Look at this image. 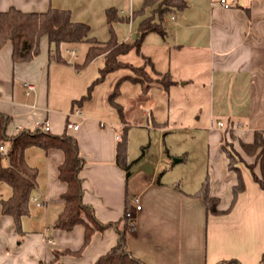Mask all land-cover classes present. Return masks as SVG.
<instances>
[{
	"label": "crops",
	"instance_id": "obj_1",
	"mask_svg": "<svg viewBox=\"0 0 264 264\" xmlns=\"http://www.w3.org/2000/svg\"><path fill=\"white\" fill-rule=\"evenodd\" d=\"M184 1L183 11L164 17L163 36L147 33L139 53L132 49L117 58L133 67H141L147 59L145 67L151 76L168 73L176 81L167 90L153 81L144 94L142 85L132 81V71L120 68L95 84L88 99L80 100L104 66L103 55L83 65L87 43L61 44L62 61L56 60L46 37L40 39L38 56L28 62H13L10 44L0 50V113L10 118L7 134L15 126L32 131L36 122L48 121L49 132L60 136L68 121L77 125L76 130L67 127L66 133L76 140L84 162L79 175L82 202L91 207L95 220L111 223L95 230L76 254L84 242L83 225L69 231L52 226L62 209L59 195L65 190L57 179L62 154L30 147L24 158L37 170L36 188L19 229L0 209V264H48L54 259L60 264H93L116 244L114 224L121 225L124 211L136 196L140 210H132L133 226L127 225L125 233L126 248L134 258L145 264H215L228 259L258 264L264 251V190L246 168L254 157L245 154L240 144L252 142L255 131H264V0H224L228 8L220 0ZM142 3L0 0V11L9 7L23 12H43L49 7L68 10L73 22L87 24L90 36L105 43L109 39L105 9L114 7L119 15L129 17ZM150 11L128 23H115L116 42L134 40L140 20ZM24 82L34 83L36 92L25 95ZM76 109L78 117L72 116ZM125 128L128 177L115 158ZM131 131L162 136V141L169 133L197 136L199 140L193 142L200 148L196 163L190 164L183 152L182 156L168 154L173 161L163 162L171 164L169 171H162V155L130 156ZM224 141L240 157L237 167L244 184L232 207L237 180L227 169ZM2 163L6 165L5 160ZM254 172L259 174L258 167ZM206 175L209 194L218 199L221 214L208 213L202 200L192 196ZM10 196V187L0 182V201Z\"/></svg>",
	"mask_w": 264,
	"mask_h": 264
},
{
	"label": "trees",
	"instance_id": "obj_2",
	"mask_svg": "<svg viewBox=\"0 0 264 264\" xmlns=\"http://www.w3.org/2000/svg\"><path fill=\"white\" fill-rule=\"evenodd\" d=\"M148 8L151 11L148 16L140 20L136 38L128 43H117L113 25L121 22L128 23L130 20L141 17ZM185 8L184 0H143L142 6L138 10H134L129 17L119 15L114 7L106 8L104 15L109 39L105 43H100L90 36V27L87 24L71 20L68 10L49 7L43 12H23L15 7H9L5 11H0V50L6 44H10L12 61L28 62L38 56L40 39L46 37L48 45L53 47L56 52V60L62 61L59 57L61 44L87 43L88 49L83 65L103 55L104 66L99 70V76L88 87L86 95L80 99L86 100L90 97L93 86L102 81L108 73L120 68L142 71L149 63L147 59L141 67H133L118 61V56L126 54L132 49L139 53L140 41L147 33L154 32L163 36L165 33L162 25L164 17L183 11ZM132 81L139 82L142 85V93H147L151 82H140L136 79H132ZM155 82L164 90L176 83L168 73L159 75ZM111 99L112 97H110ZM116 108L118 109V107ZM9 122L10 118L0 113V145H7L6 155L0 154V182L8 185L11 189V196L0 201L1 214L10 216L17 229H19L20 219L28 215L30 197L36 188L37 170L27 165L24 158L25 150L30 147H37L45 152L51 149L59 150L62 154V161L57 166V179L65 185V190L59 195L62 209L52 226L55 229L69 231L76 225H83L84 242L80 250L76 252V254H80L89 243L93 232L101 231L111 226V223L102 224L95 220L91 207L82 202V180L79 175L84 162L80 157L76 140L66 133L69 121L65 124V130L60 136L39 129L32 131L23 129L20 133L11 136L6 131ZM228 134L232 139L230 131ZM240 147L245 154L254 157L253 163L247 164L246 168L251 172L254 182L264 190V131H255L252 142L241 143ZM221 148L228 160L227 169L236 175L237 180L232 187L230 203V207H232L238 194L244 189L243 179L237 167L240 157L234 151L232 144L227 141L222 143ZM126 156L127 131L125 128L117 143L115 158L116 164L128 177L130 163L127 162ZM4 160L6 165L2 163ZM255 167H258L259 174L254 172ZM192 196L202 200L208 213L221 214L217 209L218 199L209 194V177L207 175ZM125 214L126 211H124L120 226L114 224L118 232L116 244L93 264H145L134 258L126 248L125 233L128 220ZM56 257L57 254H55ZM48 264L60 263L54 259ZM215 264H239V262L235 259H228ZM258 264H264V251Z\"/></svg>",
	"mask_w": 264,
	"mask_h": 264
},
{
	"label": "rangeland",
	"instance_id": "obj_3",
	"mask_svg": "<svg viewBox=\"0 0 264 264\" xmlns=\"http://www.w3.org/2000/svg\"><path fill=\"white\" fill-rule=\"evenodd\" d=\"M132 73L135 75V79L140 82H153L159 77V76L157 77L151 76L150 73L146 71V67L142 71H132ZM132 133L133 131L128 133L130 156H138L143 152H145L147 156H151L153 158L155 157L160 158L162 155L164 157V159L162 160V167H161L162 171L164 169L165 170L167 169V171H169L168 170L170 167L169 164H171L169 163L168 165H165L163 164V162L170 160L171 162L173 161V157H170L168 154L181 155L183 152V154H185V157L189 158L190 164L196 163L195 159H197V152L199 151L200 148L194 146L195 144L193 142L194 141L197 142V140H199V137L197 136L196 137L193 135L186 136L182 133H174V134L169 133L164 135V140L162 141V136L157 138L152 133H150V136H148L146 132H140L141 135L140 134L134 135ZM142 134L144 135L142 136ZM121 135L122 134H120V136Z\"/></svg>",
	"mask_w": 264,
	"mask_h": 264
},
{
	"label": "built area",
	"instance_id": "obj_4",
	"mask_svg": "<svg viewBox=\"0 0 264 264\" xmlns=\"http://www.w3.org/2000/svg\"><path fill=\"white\" fill-rule=\"evenodd\" d=\"M220 5L222 7H224V8H228L229 7V5H227L224 0H220ZM71 53H73V51ZM22 88H23V91H24L25 95L33 94L37 90L36 85L34 83H31V82L22 83ZM79 115H80V113H79V111L77 109L72 112V116L78 117ZM217 126L218 127H223V123L217 122ZM67 127L68 128H72L74 130H76L78 128L77 125H75V124L73 125L71 123H69ZM34 129H39L40 131L48 132L50 130L49 123H48V121L36 122L35 125H34ZM21 131H22L21 127L15 126L13 128L12 133L10 135L13 136L15 134L20 133ZM6 153H7V145H0V154L1 155H6ZM31 200H32V202L35 203L36 206H40L41 205V203L36 198H31ZM132 210L133 211L140 210L139 199H138L137 196L133 198L132 203H131V207L126 210V214H125V216H126V218L128 220V227H130V228L133 226Z\"/></svg>",
	"mask_w": 264,
	"mask_h": 264
},
{
	"label": "water",
	"instance_id": "obj_5",
	"mask_svg": "<svg viewBox=\"0 0 264 264\" xmlns=\"http://www.w3.org/2000/svg\"><path fill=\"white\" fill-rule=\"evenodd\" d=\"M132 38H135V35H133Z\"/></svg>",
	"mask_w": 264,
	"mask_h": 264
}]
</instances>
